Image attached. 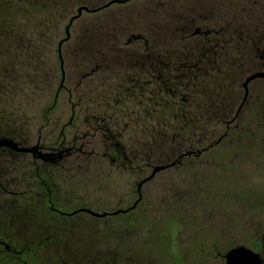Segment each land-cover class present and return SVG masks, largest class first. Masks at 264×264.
<instances>
[{"label": "trees", "instance_id": "1", "mask_svg": "<svg viewBox=\"0 0 264 264\" xmlns=\"http://www.w3.org/2000/svg\"><path fill=\"white\" fill-rule=\"evenodd\" d=\"M84 1L0 0V58L7 44L16 41L24 64L17 68L16 63L0 59V96L12 93L20 77L32 92L41 88L40 48L44 46L49 58L45 73L59 76L51 103L65 91L69 102L87 106L92 121L99 122V136H91V143L115 151L117 141L124 152L114 169L118 164L119 172L140 178L156 165L173 163L169 169L184 167L191 173L201 153L240 128L237 123L251 93L238 111L242 83L249 74L264 71V4L253 0L236 7L225 0H165L145 14L101 23L98 29L81 31L73 46L71 35L62 43L61 81L58 43L65 30L52 48L56 32L48 27L55 26L57 12L77 4L76 14L79 7L87 6ZM18 12L28 17L24 19L32 25V37L25 34L27 25L15 23ZM260 79L264 78L251 81L248 89ZM35 119L43 122L39 116ZM4 120L12 118L0 115V134L16 136ZM232 124L237 126L228 130ZM216 126L225 129L213 139ZM22 210L29 215L54 214L43 206ZM4 220L1 217V225L15 233ZM2 257L0 264H47L39 262L41 256L28 253Z\"/></svg>", "mask_w": 264, "mask_h": 264}, {"label": "rangeland", "instance_id": "2", "mask_svg": "<svg viewBox=\"0 0 264 264\" xmlns=\"http://www.w3.org/2000/svg\"><path fill=\"white\" fill-rule=\"evenodd\" d=\"M162 1L165 0H130L95 12L83 11L70 27L69 44L73 46L81 31L98 29L101 23L121 20L129 14H145ZM225 1L233 2L237 7L242 2L246 5L253 0ZM84 2L94 7L99 3L105 4L106 0ZM260 2L264 4V0ZM76 7L74 4L69 10L64 8L57 12L55 26L48 27L52 33L56 32V39L51 40L52 48L56 40L63 37L64 26L69 16L76 12ZM24 18L28 17L18 12L14 21L19 27L21 24L25 26ZM29 26L32 25L28 23L25 34L32 37L33 29ZM17 44L16 41L9 42L0 59L16 63L19 68L23 62L18 58L22 50ZM44 49V46L40 48L42 68L39 70V86L42 90L39 88L32 92L20 77L14 83L16 89L12 93L6 94L5 91L0 96V115L12 118L11 122L4 121L17 136L36 135L40 122L35 117L43 105L52 102L59 82L57 73L49 76L45 73V62L49 58ZM72 77V73L68 75L67 85L70 87ZM250 86L248 92L251 93L237 123L240 128L231 130L222 142L201 153L191 173L184 167L157 173L146 186L149 191L146 205L119 217L95 218L83 212H80L82 218L78 219L61 216L63 221L73 220L62 228L63 237L69 238L77 248V253L72 251L71 256L76 254L82 260L86 256L83 264H224L222 254L232 245L244 244L260 252L264 258V79L256 80ZM58 102L61 106L55 116H60L62 123L69 116L68 110L64 111L69 103L65 91L61 92ZM214 129L213 139H216L225 128L216 126ZM23 169L20 159L0 156V182L3 183L0 219L5 218L9 230H19V217L25 209V206L10 201L22 188ZM107 172L99 174L98 165H92L85 172L58 171L55 181L59 196L71 201L67 206L69 209L79 205L80 202L76 201L80 198L87 201L95 212L124 208L129 203L132 177L111 170L107 178ZM179 217H183L181 222H178ZM48 257L44 254L38 260L46 263ZM93 258L95 260L91 262Z\"/></svg>", "mask_w": 264, "mask_h": 264}, {"label": "flooded vegetation", "instance_id": "3", "mask_svg": "<svg viewBox=\"0 0 264 264\" xmlns=\"http://www.w3.org/2000/svg\"><path fill=\"white\" fill-rule=\"evenodd\" d=\"M60 106L61 104L59 102L42 106V110L38 113V116L43 122L37 126L36 135L13 136L7 133L0 134V138H10L18 147L36 148L34 151H18L8 146L0 147V156H10L20 159V166L24 168L21 173L22 188L15 193L16 197H12L10 201L15 202L18 206L47 207L48 210L54 213L40 216L29 215L25 210L22 211L23 213L19 217L20 220L18 222L20 225L17 227L19 230L15 233L9 232L4 225H1L0 221V259L3 258V254L13 255L15 257H21L23 253H28L35 257L48 254L49 260L47 264H83L86 256L83 257V260L82 257L76 254L71 256V252H76L75 250L77 248L74 247L69 238H65L62 235L64 225L73 222V220L63 221L61 220V216L78 219L82 218L80 212L90 217L99 218V216L87 211L95 212L91 208V205L82 198L76 201L80 202L79 205L69 209L67 206L71 204V201L67 200L68 198L66 199L65 196H59L60 190L58 183L55 181V174L58 171L66 173L71 170L85 172L92 168V165H95V167L98 165L99 174L101 175L102 172L108 171L105 175L107 178L111 170L121 175L126 174L125 172H119L117 169L119 168L118 164L115 167L116 169L112 167L118 162L117 160L120 158V155L124 153H121L119 150L120 145L117 141L114 144L117 150L114 151L113 149H104L101 146L93 145L89 140L91 136H99V122L92 121L87 106L80 108L78 104L67 103L64 111L68 110L69 116L62 123L60 122L61 117L58 116L59 118H56L55 116ZM94 120L96 121L98 118ZM78 122H81L82 126L80 124L78 125ZM235 125H228L227 129L230 130ZM220 141L221 139L219 138L216 143ZM149 174L141 176L140 178L132 174V183L130 184L128 192V205L112 211L103 210L102 212H96L105 213L100 218L129 214L139 206L146 205L149 196V191L146 189V186L154 177L141 185L139 184ZM2 185L3 183L0 182V190L3 187ZM127 208L130 209L126 212L112 214L118 209L125 210ZM166 217L175 219L172 216ZM182 218L179 217L178 222H181ZM3 222L6 223L7 221L4 220ZM177 234L179 233L177 232ZM156 241L154 240V243ZM239 245L244 244L232 245L224 254L229 249ZM224 254L222 256L224 264H226ZM94 260L95 258L91 262ZM133 264L138 263L133 262ZM184 264L186 263L184 262Z\"/></svg>", "mask_w": 264, "mask_h": 264}, {"label": "water", "instance_id": "4", "mask_svg": "<svg viewBox=\"0 0 264 264\" xmlns=\"http://www.w3.org/2000/svg\"><path fill=\"white\" fill-rule=\"evenodd\" d=\"M126 1L129 0H110L108 2H106L105 4L101 5L98 8H102V7H106L108 5H110L111 3H124ZM95 8V9H98ZM95 9H90L86 6H81L77 9V13L74 14L73 16H71V18L69 19L67 25L65 26V37L62 38L59 43H58V52H59V56H60V60H61V69H62V80L64 79V71H63V65H62V59H61V47H62V43L64 41H66L69 36H70V27L73 23V21L81 14L82 10L84 11H94ZM256 78H264V71H258V72H254L249 74L248 76H246V78L244 79L243 83H242V87L244 89V95L242 98V102L239 105L238 111L241 109L244 101L247 98L248 95V84L250 83V81L256 79ZM62 85V82L60 84V87ZM1 146H8L11 147L14 150H18V151H34L36 148L35 147H31V148H23V147H18L17 144L12 141L10 138H0V147ZM171 165H173V163L171 164H166V165H156L153 167L152 171L150 172V174L148 176H146L139 185H141L144 182L149 181L150 179H152L154 177V175L159 172L162 171L164 169H166L167 167H170ZM131 208V207H130ZM130 208H127L125 210L123 209H118L116 211H114L112 214H118L120 212H126L128 211ZM88 212H90L91 214L94 215H98L99 217H102L105 215V213H96V212H92L90 210H87ZM224 258H225V262L226 264H264V259L262 258L260 252L254 251L252 250L250 247L245 246V245H239L236 247H233L231 249H229L225 254H224Z\"/></svg>", "mask_w": 264, "mask_h": 264}]
</instances>
